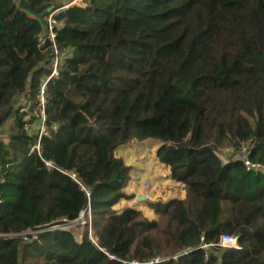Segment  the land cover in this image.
Segmentation results:
<instances>
[{
	"label": "trees",
	"instance_id": "16d2710c",
	"mask_svg": "<svg viewBox=\"0 0 264 264\" xmlns=\"http://www.w3.org/2000/svg\"><path fill=\"white\" fill-rule=\"evenodd\" d=\"M20 1L0 0V264H264V175L216 153L253 139L264 165V0H23L52 29ZM149 140L185 190L152 220L115 209V151ZM88 204L95 241L51 230Z\"/></svg>",
	"mask_w": 264,
	"mask_h": 264
},
{
	"label": "built area",
	"instance_id": "2783aa9c",
	"mask_svg": "<svg viewBox=\"0 0 264 264\" xmlns=\"http://www.w3.org/2000/svg\"><path fill=\"white\" fill-rule=\"evenodd\" d=\"M73 2H75V0L68 3L63 8L69 7V5L73 4ZM55 12H57V10H54L49 15V17H50V19H49L50 29H52L51 25L54 23L51 17ZM50 38L51 39L54 38V33L51 30H50ZM54 73L56 74L55 70H53V74ZM39 97H40V100L44 99V86L41 87ZM42 131H44V127H43ZM254 145H255V141L253 139H250L246 142L240 141L238 146H235L233 144H230L227 146L216 145V153L224 161V163L240 162V163H242L243 167L246 170L252 171L255 173H260V174L264 175V165L260 162H254L251 159V153L253 151ZM36 149H39V144L36 145ZM223 155H224V157H223ZM48 165H50V163H48ZM150 180L151 179L149 178L148 181H145L143 183L141 196L146 201L157 202L158 199L156 200L153 197V194L151 193L152 184H151ZM78 223H80L82 225L87 223L88 226L91 227V207H90V204H88L87 208L84 209L80 213L79 218L77 220H75V221L63 220L61 223L53 225L51 227V230H53V229L69 230L71 227L77 225ZM11 235L12 234H10V235L5 234V235H0V236H11ZM205 246H207V244H204L201 247H205ZM219 246L226 248V249H237V248H239V245L237 242V237H234V236L229 235V234H223L220 237ZM173 259L176 260L177 256H174ZM162 261H163V259H160L159 257H157V258L149 259L148 261H146L144 263L132 261L131 264H157V263H160Z\"/></svg>",
	"mask_w": 264,
	"mask_h": 264
},
{
	"label": "crops",
	"instance_id": "0c3cea01",
	"mask_svg": "<svg viewBox=\"0 0 264 264\" xmlns=\"http://www.w3.org/2000/svg\"><path fill=\"white\" fill-rule=\"evenodd\" d=\"M138 142H135V144ZM159 146V145H158ZM153 148V147H152ZM149 150L148 154H145L143 156H147L146 160H142V158L139 161H133V153L134 150L130 147V145H125L122 146L120 148H118L115 151V155L118 158H121L124 161V164L127 166H130V173H129V180L127 181V187L125 189L128 188V193H131L134 195V198L129 202L127 206H135L139 209H141L143 211V208L137 206V203H141L142 201H137V199H139L141 197V192H142V185L145 181H148V179L150 178L151 180V184H152V188L154 186L162 183V184H168L166 185L167 188L173 187V189H176L177 187L174 186H178V183L172 181L169 177V170L167 168V166L161 164L158 162L157 158H156V150L157 148L154 150L152 149ZM151 159V162L148 164V159ZM156 180L155 183L152 182V180ZM165 186V185H164ZM166 188V187H165ZM167 191L168 194H172L173 192L171 190H165V192ZM181 194L179 196V198H183L185 196V190L182 186V189L178 190ZM127 192V191H126ZM162 199H165L164 196H161ZM173 198H175L173 196ZM159 199V198H158ZM143 207V206H142Z\"/></svg>",
	"mask_w": 264,
	"mask_h": 264
},
{
	"label": "rangeland",
	"instance_id": "374dc122",
	"mask_svg": "<svg viewBox=\"0 0 264 264\" xmlns=\"http://www.w3.org/2000/svg\"><path fill=\"white\" fill-rule=\"evenodd\" d=\"M75 2H73V4H74ZM44 19V21L49 25V19H50V17L48 16V17H46V18H43ZM47 78H49V76L48 75H45L43 78H42V80L43 81H45V79H47ZM41 102L43 103V105H44V102H45V99H41ZM40 130H43V127H41V125H40ZM159 144H158V142L157 141H144V142H138V143H132V144H130V147L134 150V153H133V161H139L141 158H142V156L143 155H145V154H148L149 153V150H151V148L152 149H156V148H158L159 146H158ZM151 152H152V150H151ZM223 157H224V155H223ZM121 159V158H120ZM147 159V156H143V159L142 160H146ZM151 159H152V156H151ZM151 159H150V156H149V159H148V164L151 162ZM123 161V160H122ZM124 162V161H123ZM152 182L153 183H155L156 182V180L154 179V180H152ZM128 183L126 182V185H125V188L128 186L127 185ZM165 185V186H164ZM166 185H168V184H162V183H160L159 185H158V187H157V185L156 186H154L152 189H151V193L153 194V197L157 200L158 198V200H157V202H149V201H146V200H144V201H142L141 203H137L136 205L137 206H139V207H141V208H143V212L145 213V215L147 216V218L148 219H150V220H152V219H154L155 218V216H156V210H157V208H161V207H163V205H164V203L167 201V200H169V199H172L173 198V196L174 197H179L181 194H182V192H181V194H180V192L178 191L179 189H182V185L181 184H178V186H174V187H177L176 189H173V187H170V188H167V186ZM166 187V188H165ZM171 190L173 193L172 194H168L167 193V191L165 192V190ZM127 192L129 191L128 190V188L127 189H125ZM161 196H164L165 197V199H166V201L164 200V199H162V197ZM130 202V201H129ZM128 205V202L127 201H121L119 204H117L116 206H115V209L117 210V211H119V210H121V209H123L125 206H127ZM143 206V207H142ZM85 216V215H84ZM87 216V215H86ZM82 225V224H81ZM76 226V225H75ZM88 233H89V235H90V237L95 241L96 240V238L94 237V235H93V229H92V227H89L88 226ZM75 236H76V238H77V240L78 241H80V235L79 234H75ZM39 262H37V261H32V264H38Z\"/></svg>",
	"mask_w": 264,
	"mask_h": 264
},
{
	"label": "water",
	"instance_id": "95a60500",
	"mask_svg": "<svg viewBox=\"0 0 264 264\" xmlns=\"http://www.w3.org/2000/svg\"><path fill=\"white\" fill-rule=\"evenodd\" d=\"M18 6L21 7V8H23V9H26V10L30 11L31 13H33L32 6L28 2H25V1L21 0L19 2ZM54 10H55V6L52 5L49 8H47L45 11H43L42 13H40V14H35V13H33V14L36 15L45 25H47V23L43 19L44 18V15H46V14H48L50 12H53ZM137 201H144V198L141 196L139 199H137Z\"/></svg>",
	"mask_w": 264,
	"mask_h": 264
}]
</instances>
